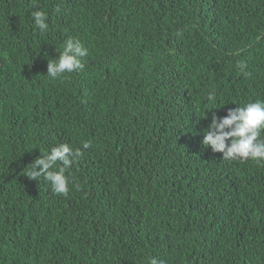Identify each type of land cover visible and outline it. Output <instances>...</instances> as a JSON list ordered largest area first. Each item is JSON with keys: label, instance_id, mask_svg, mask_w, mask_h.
Here are the masks:
<instances>
[{"label": "trees", "instance_id": "trees-1", "mask_svg": "<svg viewBox=\"0 0 264 264\" xmlns=\"http://www.w3.org/2000/svg\"><path fill=\"white\" fill-rule=\"evenodd\" d=\"M70 37L85 67L53 80ZM257 99L264 0H0V264H264V163L202 144ZM61 143L67 197L26 176Z\"/></svg>", "mask_w": 264, "mask_h": 264}, {"label": "clouds", "instance_id": "clouds-1", "mask_svg": "<svg viewBox=\"0 0 264 264\" xmlns=\"http://www.w3.org/2000/svg\"><path fill=\"white\" fill-rule=\"evenodd\" d=\"M54 11L59 13L60 9L57 7ZM30 16L40 33L49 31L48 13L35 10L31 11ZM88 55L89 49L78 39L70 37L63 43L62 51L57 58L48 60L46 75L55 80L65 73L83 71L84 58ZM244 67V64L240 65L241 69ZM207 100L215 105V91L209 92ZM262 132H264V100L257 99L229 109L223 118H218L213 113L211 123L204 132L202 144L210 146L213 152L222 153V159L225 161L243 163L252 160L259 164L264 163ZM82 147L87 149L90 144L85 142ZM81 156V149H74L68 143H61L46 153L41 152V156L30 164L26 176L37 181L43 179L50 185L53 194L67 197L70 191V179L66 173ZM74 186L78 188V185ZM148 264H163V262L153 257L149 259Z\"/></svg>", "mask_w": 264, "mask_h": 264}]
</instances>
